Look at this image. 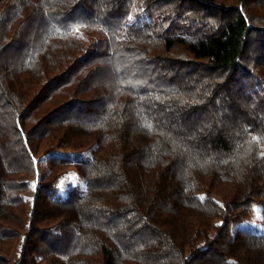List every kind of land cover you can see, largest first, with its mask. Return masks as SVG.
Returning <instances> with one entry per match:
<instances>
[{"label":"trees","instance_id":"trees-1","mask_svg":"<svg viewBox=\"0 0 264 264\" xmlns=\"http://www.w3.org/2000/svg\"><path fill=\"white\" fill-rule=\"evenodd\" d=\"M11 87L20 116L47 88L78 113L29 181L4 154ZM0 264H264V0H0Z\"/></svg>","mask_w":264,"mask_h":264},{"label":"rangeland","instance_id":"rangeland-1","mask_svg":"<svg viewBox=\"0 0 264 264\" xmlns=\"http://www.w3.org/2000/svg\"><path fill=\"white\" fill-rule=\"evenodd\" d=\"M20 39L22 40V38ZM20 39H18L3 55L2 73L9 85H13L17 82L23 58L27 56L26 47ZM10 89L12 90V96L8 95L7 98L10 111L1 121V127L5 132L4 154L6 158L17 161L24 168L22 176L29 181L31 179L28 172L29 169H33V171L40 176L43 166L45 165V157L35 151L34 141L45 130V128L52 123L63 118L78 117V113L72 112L68 109L69 104L58 110L51 111V106L56 102L51 103L49 97L50 88H47L42 92L41 96L38 97L37 102L29 106L27 113L20 116V111L17 109L19 107L22 109V107L25 106V102H20L17 87H11ZM29 99L31 100L32 97L28 98V100ZM79 117L85 119L83 114L79 115ZM29 127H33L31 131H29ZM23 148L25 149L24 154L18 156V149ZM90 152V148L61 149L57 151V154L62 158L74 160L86 159L89 157ZM69 174L71 177L69 178L68 183L63 182L59 186V193L63 198L67 197L71 188L80 182L78 173L70 171ZM261 219L262 214L259 211V207H256L254 214L251 217V222H259Z\"/></svg>","mask_w":264,"mask_h":264}]
</instances>
